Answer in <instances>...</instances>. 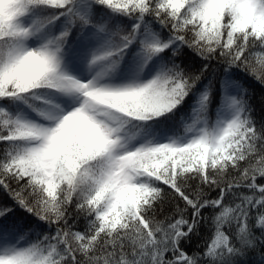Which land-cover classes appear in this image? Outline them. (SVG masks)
I'll return each mask as SVG.
<instances>
[{
	"label": "snow or ice",
	"instance_id": "6c2138e0",
	"mask_svg": "<svg viewBox=\"0 0 264 264\" xmlns=\"http://www.w3.org/2000/svg\"><path fill=\"white\" fill-rule=\"evenodd\" d=\"M256 86L264 0H0V264H264Z\"/></svg>",
	"mask_w": 264,
	"mask_h": 264
},
{
	"label": "trees",
	"instance_id": "16d2710c",
	"mask_svg": "<svg viewBox=\"0 0 264 264\" xmlns=\"http://www.w3.org/2000/svg\"><path fill=\"white\" fill-rule=\"evenodd\" d=\"M251 91L253 94L252 103L255 107L256 116L259 119V117L264 114V99H262V97H264V89L259 86H256L254 89H251ZM253 259H259V257L256 256L253 257Z\"/></svg>",
	"mask_w": 264,
	"mask_h": 264
}]
</instances>
